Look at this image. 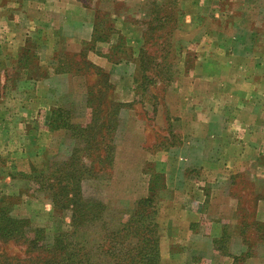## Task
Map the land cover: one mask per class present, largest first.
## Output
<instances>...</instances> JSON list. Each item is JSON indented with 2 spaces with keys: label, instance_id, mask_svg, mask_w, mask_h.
<instances>
[{
  "label": "crops",
  "instance_id": "1",
  "mask_svg": "<svg viewBox=\"0 0 264 264\" xmlns=\"http://www.w3.org/2000/svg\"><path fill=\"white\" fill-rule=\"evenodd\" d=\"M147 2L0 0V88L22 68L34 72L24 111L48 108L50 116L52 103L69 94L74 78L58 72L59 53H85L88 63L110 77L112 100L131 106L122 112L128 110L133 119L135 66L125 52L141 34L136 21L141 17L132 12L146 10ZM178 8L185 33L176 51L187 50L193 61L185 91H172L168 107L179 142L149 156L163 169L162 189L171 193V198L158 195L160 264H173L181 255L209 264L217 256L201 247L210 243L202 204L214 196L203 190L201 180L219 184L226 181L223 173L235 176L244 166L257 170L264 156V0H180ZM98 11L107 12L111 31L106 43L84 52ZM115 56L118 62L112 61ZM141 177L146 182L138 199L147 196L150 182L148 174Z\"/></svg>",
  "mask_w": 264,
  "mask_h": 264
},
{
  "label": "rangeland",
  "instance_id": "2",
  "mask_svg": "<svg viewBox=\"0 0 264 264\" xmlns=\"http://www.w3.org/2000/svg\"><path fill=\"white\" fill-rule=\"evenodd\" d=\"M147 1L148 4L150 0ZM144 9L133 10V17H141L137 22L147 20L148 10ZM178 11L179 14L175 13L178 21L173 27L172 48L167 57L172 79L160 84L153 78L152 71L134 70L137 82L134 83L135 100L131 109L133 119L128 110L122 112L128 104L112 100L110 77L84 68L78 56L66 52L59 53L58 61L74 78L69 94L52 103V115H46L48 108L46 111L41 108L37 114L24 111L29 109L28 100L24 99L26 89L32 88L27 81L34 78V72L27 73L26 68L20 67L22 72L12 75L0 88V199L10 217L28 221L30 232L42 230L46 244H50L55 235L71 229L69 212L54 205L50 197L60 191L55 178L62 179L68 172L73 180L77 177L83 179L80 191L85 198L106 206L107 219L127 218L134 214L136 201L146 182L141 176L148 174L150 182L145 198L151 196L153 199L160 239L163 230L158 219L162 212L158 207V195L171 198V193L162 189L163 169L153 164L149 156L179 142L178 129L173 126L175 121L173 125L171 123L168 107L172 91L176 92L178 88L185 91L187 73L192 70L193 61L187 50L176 51L177 41L185 33L181 23L183 14L179 8ZM97 18L110 25L107 12L98 11ZM144 27H140L138 41L125 52L134 63L139 59L137 55L142 45V31L146 30ZM164 28L167 31L170 25ZM151 43L150 39L145 46L147 53L158 48ZM151 56L143 59L147 68L152 62ZM107 120L108 125L104 127ZM86 126L88 128L83 133L81 127ZM260 158L257 170L244 166L235 176L223 173L225 182L201 180L203 190L214 196L211 203L202 204L206 217L202 221L204 233L210 243L201 247L205 249L203 252L207 250L217 256L209 260V264L215 260L217 264H264V156ZM40 176L46 179L43 186L37 178ZM229 205L231 211L226 213ZM107 221L109 224L110 220ZM84 230L87 235L96 232L98 238L92 236V239L97 241L106 232L97 231L95 225L80 229ZM3 253L17 258L24 255L23 247L0 243V256ZM197 259L189 260L181 255L173 264L202 262Z\"/></svg>",
  "mask_w": 264,
  "mask_h": 264
},
{
  "label": "trees",
  "instance_id": "3",
  "mask_svg": "<svg viewBox=\"0 0 264 264\" xmlns=\"http://www.w3.org/2000/svg\"><path fill=\"white\" fill-rule=\"evenodd\" d=\"M159 2L161 1L150 0L147 7V20L137 23L140 27L145 25L146 30L142 31V45L139 47L137 55L138 62L133 63L137 72L138 70L152 71L156 82L163 84V82L172 79L171 67L167 63V57L172 48L173 27L178 21L175 13L179 14V0H162L161 3ZM100 23L96 16L93 38L90 43L84 45V52H93L96 43H106L111 26ZM168 24L170 28L165 31L164 27ZM101 25L103 27H100ZM162 28L164 29L162 30ZM154 33L157 34L153 35ZM150 39L152 41L151 46L158 48L147 53L145 46ZM150 56L152 62L147 68L143 59ZM78 58L79 61L82 60L81 65L84 68L102 72L85 60V53L79 54ZM112 61L118 62L119 60L112 59ZM62 68L63 66L60 65V68L57 69L58 72H69ZM163 72L168 75L165 77ZM136 82L137 78L134 79V83ZM116 106L119 107L120 105ZM53 113L52 110L51 115ZM106 125H108V120L104 127ZM59 128L61 127H57V129ZM81 128L84 133L88 127ZM71 165L69 164L68 167ZM37 178L42 186L46 183L45 178L41 176ZM55 179L56 186L60 187V191L50 196L51 201L60 209L69 212L71 229L55 235L51 243L46 244L42 230L35 229L30 232L28 221L10 217L7 207L3 205V200L0 199V243L2 245L20 246L23 247L24 251L23 257L19 258L3 253V256H0L2 257L0 264H159L158 225L155 222L156 210L151 196L138 199L134 214L127 216V218L111 217L107 219L105 205L87 199L81 194L80 183L83 179L77 177L73 180L70 172L66 173L62 179L60 177ZM107 220H110L109 224ZM112 222L114 224L111 225ZM89 225H95L99 232L106 230L102 234L103 237L97 241L92 239V236L97 237L96 232L93 235H87L85 234L87 233L86 230L80 231L82 227Z\"/></svg>",
  "mask_w": 264,
  "mask_h": 264
}]
</instances>
